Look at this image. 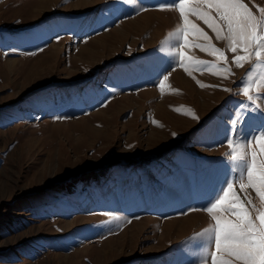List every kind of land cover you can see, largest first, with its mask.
<instances>
[{
	"label": "rangeland",
	"instance_id": "1",
	"mask_svg": "<svg viewBox=\"0 0 264 264\" xmlns=\"http://www.w3.org/2000/svg\"><path fill=\"white\" fill-rule=\"evenodd\" d=\"M169 2L0 0V264H210L203 209L240 176L228 140L264 133V91L247 100L255 61L194 16L227 62L183 51L232 74L189 75L182 41L161 51L182 24Z\"/></svg>",
	"mask_w": 264,
	"mask_h": 264
},
{
	"label": "snow or ice",
	"instance_id": "2",
	"mask_svg": "<svg viewBox=\"0 0 264 264\" xmlns=\"http://www.w3.org/2000/svg\"><path fill=\"white\" fill-rule=\"evenodd\" d=\"M127 2L132 3L133 0ZM256 9L259 15L245 0H170L169 3L161 4L160 10H177L182 24H178L161 42V51L173 39L182 41L178 45L181 50L177 55L180 66L189 75L193 71L204 70L225 78L232 74L230 67H220L217 63L194 58L183 51L197 48L216 57L217 61L227 62L225 52L212 44L208 33L190 19L191 16L196 17L215 34L217 40L227 41L228 50L243 53L233 57L237 67L255 61L242 82L243 95L248 101H253V92L264 91V7L257 5ZM190 37L208 43H197ZM167 81L168 75L158 81L161 93L166 87L170 88ZM176 110L197 118L191 109ZM253 142L258 145V151L251 147ZM228 146L231 151L225 153V157L232 165L231 170L239 171L240 176L235 181L226 180L203 209L214 223L198 235L214 246V250L206 248L202 261L207 258L210 264H264V133L258 138L254 137L247 145L229 139ZM249 189L254 191L260 207L254 203ZM229 215L234 219L229 218Z\"/></svg>",
	"mask_w": 264,
	"mask_h": 264
},
{
	"label": "trees",
	"instance_id": "3",
	"mask_svg": "<svg viewBox=\"0 0 264 264\" xmlns=\"http://www.w3.org/2000/svg\"><path fill=\"white\" fill-rule=\"evenodd\" d=\"M100 173H94V174H91V176L89 177V178H93V179H95V180H99L100 179ZM82 179H84V180H88V177L86 178V177H83ZM73 183H75L74 181L73 182H71V183H67V184H65L64 186H66L67 188L68 187H70V188H72V186H71V184H73ZM70 188H68V189H70ZM70 190H72V189H70Z\"/></svg>",
	"mask_w": 264,
	"mask_h": 264
},
{
	"label": "bare ground",
	"instance_id": "4",
	"mask_svg": "<svg viewBox=\"0 0 264 264\" xmlns=\"http://www.w3.org/2000/svg\"><path fill=\"white\" fill-rule=\"evenodd\" d=\"M179 78V77H178ZM180 79V78H179Z\"/></svg>",
	"mask_w": 264,
	"mask_h": 264
}]
</instances>
